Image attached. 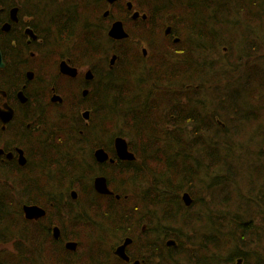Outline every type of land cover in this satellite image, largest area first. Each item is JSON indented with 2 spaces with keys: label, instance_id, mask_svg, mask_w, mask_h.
Returning a JSON list of instances; mask_svg holds the SVG:
<instances>
[{
  "label": "trees",
  "instance_id": "obj_1",
  "mask_svg": "<svg viewBox=\"0 0 264 264\" xmlns=\"http://www.w3.org/2000/svg\"><path fill=\"white\" fill-rule=\"evenodd\" d=\"M60 1L62 4L58 6L49 3L57 7L50 48L59 50L61 44L71 40L74 57L83 55L90 64L94 74L86 99L90 120L85 125L81 119L78 107L83 99L75 90L74 113L67 108L63 122L62 118L51 122L52 126L59 124L51 136L54 146H49L45 137L42 139L41 150L48 147L49 153L54 150L50 160L43 162L31 180L11 178L5 191H0V230L6 231L0 234L2 243L16 246L14 255L0 252V264H63L59 261L61 250L54 245L51 228L54 198L70 186L79 190L82 199L80 212L73 215L77 225L72 226H80V233L73 236L79 243L73 253L74 264L98 263L99 248L103 244L98 237L103 231L96 234V230L83 226L89 214L87 207L95 214L102 213L100 196L92 192V180L98 175L106 178L110 191L120 198L111 202L114 210L110 219H116L120 225L116 236L132 237L137 253L142 249L146 261L153 258L152 264H177L180 255L189 264H236L237 259L243 260V264H264V258L251 259L246 253L254 244V229L259 231L254 225L258 216L252 217L249 209L243 210L250 217L239 221L235 209L240 207L232 193L241 179L249 184V190L257 192L258 188L256 197L264 203V162L244 154L242 159L233 155L238 151L231 145L251 128V117L257 122L264 117V107L260 106L264 103V67L260 65L264 55L259 54L264 51V0H157L163 6H170V11H174L173 7L177 9V13L163 10L162 15L171 16L170 25L180 40L175 45L171 40H154L153 32H144L148 40L141 41L149 50L146 58L133 48V40L114 42L106 37L108 27H95L98 21L93 18L94 10L103 4L102 0ZM32 6L35 7L34 1ZM129 31L132 33V28ZM225 51V55L241 56V62L235 65L243 70L238 79L230 81L223 77L225 65L221 63L214 72L212 61L207 60L208 53ZM113 55L117 61L109 69ZM73 62L77 65L76 60ZM146 71L149 73L144 75ZM137 72L140 78L135 83ZM99 121L96 131L104 135L106 123L110 122L129 129V137L134 142L132 145L128 142V147L135 161L111 165L94 160V150L103 148L112 153V139L120 136L112 134L108 142L90 146L88 129L90 125L93 127L91 123ZM184 127L191 129L190 136L185 135ZM82 153L85 157L78 159ZM210 165L224 177L214 183V188H209V202L199 200L201 210H213L208 215L184 217L186 224L180 228L185 230L186 226L195 232L189 242L196 249L193 254H187L183 250L185 242L179 237L181 229L172 227L183 214L178 194L191 187L189 178L195 182L199 180V173L210 174L207 169ZM140 189L142 192L136 193ZM217 193L221 197L216 202ZM15 199L21 204L33 203L46 209L42 225L27 224L24 228L21 204L14 203ZM246 200L245 204L249 199ZM120 206L123 210L116 211ZM74 207H79L77 202ZM57 211L71 212L64 204ZM57 217L61 229H65L67 226L62 222L67 220ZM142 224L146 225L143 235L138 233ZM196 225L203 233H196ZM228 225L241 230L239 235H234V227L228 234ZM226 233L227 240L222 238ZM232 237H238L237 253L219 260L207 254L208 249L221 254L228 244L226 241L230 239L231 243ZM153 238L159 239V244L154 245ZM257 239H264V232L258 233ZM170 240L175 246L166 247ZM196 251L201 255L197 256Z\"/></svg>",
  "mask_w": 264,
  "mask_h": 264
},
{
  "label": "flooded vegetation",
  "instance_id": "obj_2",
  "mask_svg": "<svg viewBox=\"0 0 264 264\" xmlns=\"http://www.w3.org/2000/svg\"><path fill=\"white\" fill-rule=\"evenodd\" d=\"M33 1L35 7L32 6ZM154 1L118 0L110 4L106 0H102L103 4L94 10L93 18L98 21L95 27H108L106 37L114 42H120L108 35L111 27L120 22L128 35L121 41L133 40L132 46L135 50H138L134 45L135 42L139 41V44H142L141 40H148L145 39L144 32H153L156 35L154 40H171L175 45L178 44L180 38L177 37L170 25L171 16L162 15L163 10L164 13H177V9L173 7L171 9L174 11H170V6H163L159 4V1ZM49 3L57 6L62 4L60 0H0V191H5L11 178L19 177L31 180L32 176L43 166V162L50 160L54 150L49 154L45 152L46 150L42 151V139L45 136V141L49 146H54L51 136L55 129L52 128L51 122L56 117L59 120L62 118L63 122L67 108L71 114L74 113L73 109L77 103L73 98L75 90L81 95L83 99L81 102H84L83 104L80 102L79 107L77 106L79 109L81 108V119L85 125H88L90 120L86 99L89 95L90 82L94 80V74L83 55L78 54L77 59L74 57L73 41L68 40L61 44L62 47L59 50L53 49L55 47L50 48L54 37L52 28L57 7ZM71 25L72 23L68 27L70 28ZM129 28H132V33ZM61 33L66 32L62 31ZM140 53L146 58L149 52L143 49ZM112 58H115L113 64H111ZM73 60L77 61V65ZM116 61L117 57L113 55L108 64L109 69L113 68ZM62 68L65 71H68L67 69L75 70V75L72 77L64 73ZM88 73L92 75V78H87ZM84 105L85 108H82ZM84 113L88 114V119L83 117ZM82 135L83 133L80 131L79 136ZM112 148V153H108L103 148L99 149H103L108 154L109 160H113V163H109L115 165L120 160L116 156L114 147ZM20 161L24 163L21 164ZM99 176L101 175L96 177ZM92 192L98 194L93 183ZM56 195H59V192ZM98 195L100 196L98 201H101L102 204V213L87 214L83 226L96 230V234L103 231L98 237L102 243L103 233H105L104 236L110 234L109 241L115 237L117 240L107 246L101 244L99 262L96 264H145L146 255L142 254V249L137 253L138 250L132 237L116 236L120 233V225L116 219L113 221L110 219L113 218L112 211L114 209L111 202L118 201L119 196L112 191L110 195ZM80 196L79 190L70 186L60 196L54 198L56 205L51 236L53 237V229L57 228L59 237L58 239L53 237V239L56 248L61 250L59 261L63 264H74L73 253L78 249L79 243L74 240L73 234L66 231V228L61 229L57 217L59 216L62 220L66 219L67 222L64 221L62 224L70 227L74 223V214L71 212L67 215L59 213L57 208L60 204H64L73 210L76 202L81 207L79 205L82 200ZM13 201L21 204L17 199ZM24 206H37L43 209L45 211L43 218L47 214L46 209L37 204H21L23 227L26 228L27 224L42 225L43 218L38 220L25 218ZM11 215L8 216L11 217ZM14 225L16 227L17 223ZM145 232L146 225L142 224L138 233L143 235ZM126 239L131 240V243L124 249L127 260L117 254V249L124 244ZM2 242L3 239L0 236V245L3 244ZM70 243L76 244L75 251L68 249L67 245ZM4 245L13 244L6 243ZM165 246L170 247L167 246V243ZM0 252L4 251L0 250ZM237 261L238 259L236 264ZM146 262L152 264L153 258Z\"/></svg>",
  "mask_w": 264,
  "mask_h": 264
},
{
  "label": "rangeland",
  "instance_id": "obj_3",
  "mask_svg": "<svg viewBox=\"0 0 264 264\" xmlns=\"http://www.w3.org/2000/svg\"><path fill=\"white\" fill-rule=\"evenodd\" d=\"M137 44H139V41L135 42L134 45L140 52H142L143 49L148 50L146 44H144V43L139 44V45H137ZM112 47H116V46L113 45ZM226 53H227V51H225L223 53L221 52V54L208 53L209 57H207V60H208V62L212 61L214 72L217 71V69L219 67V63L225 65L223 70H222L223 71L222 75H223V77H227L230 81H232L233 79H238L242 75L243 70H241V68L239 69L238 67L235 66L236 64L238 65V63L241 62V56L238 57L235 54L225 55ZM259 54L264 55V51H260ZM253 60L255 61L256 59L253 58ZM149 63L150 62H148L146 64V66H145L146 69H148ZM260 65H262L264 67V61L263 62L261 61ZM244 68H246V67H244ZM147 73H149V71H146L144 75H146ZM139 78H140V76H139V73L137 72V75L134 79V82L136 83V79H139ZM260 106L264 107V103H261ZM260 119L261 120L259 122H257L254 117H251V119H249V123L251 124V125L249 124V126L251 128L246 130L245 134L240 139V140H242L243 138H246V140L243 139L241 142H240V140H236L235 143L231 144L233 147L236 148V151H238L233 155H239L241 157V159L244 157H247V156H251V157H254V158L259 159L260 161L264 162V117H263V115L261 116ZM56 120H58V117H56ZM94 120H95V118L93 117V121ZM91 124L93 127H91V125H90V127L88 129V132L90 130V134L88 133L89 134L88 142L90 140V142H89L90 146L94 145L95 143L101 144V143H104V141L108 142V140H110L109 138L112 134H115V135L119 134L120 135V136H115L112 139V146L113 147H114V139L116 137H121V138L125 139L127 144L129 142L130 145H132L134 142V140L130 139V137H129V134H130L129 129L127 127L126 128L122 127V124H118V125L114 126L113 122L106 123L107 126L104 129L106 132V135H104V133H102L100 131H98V132L96 131L97 130L96 127L98 126V128H99V126H100V121L98 122V124L97 123L95 124V122H93ZM104 124H105V122H104ZM58 127H59V124L57 122L52 127L55 129L54 132L57 131ZM186 128H188V129H186ZM183 129H185V130H183L185 135L188 134L189 132H191V129L189 127H184ZM190 134L191 133H189V136H190ZM86 137H87V134H86ZM96 139H101V140L96 141ZM42 151H43V149H42ZM45 152L49 153L50 148L48 147ZM260 152H261V154H259ZM242 154H244V157L241 156ZM85 155H86L85 153L79 154L78 159L84 158ZM213 168H215V167H213L212 165H210V169L207 168L210 171V174L199 173L198 174V178H199L198 181L194 182V179L189 178L188 180L191 182V187L188 189L185 188L184 190H181L180 193L178 194L179 195L178 199L181 202V207H182L181 211H183V214L180 213V214H182V216L180 217V221H178L175 224H172L173 230H175L176 228H180L183 224H186V222H185L186 219H184V217L185 218L196 217L197 214H202V213H206L208 215L213 210V209H211L210 211H208L207 209H205V212H204V209L201 210L200 206L198 205V203L201 202L199 200H201L202 198L205 199L207 202H209L208 201L209 198H207V195L209 193V188H214V183L217 180H219V178L223 179V177H224V175L222 174L221 171L217 172L216 168L215 169H213ZM236 181H238V180H236ZM92 183H93V180H92ZM237 183H239V184L237 185V188L232 190V193H234V197L237 198V200H238L237 204L240 207L239 209H235L236 213H237L238 220L240 221V220L249 219L250 215L249 214L246 215L243 212V210L249 209V213L251 214L252 217L258 216V219L257 218H256L257 220L255 219L256 221L254 222V225H255V227H257L259 229V231L254 229V235L252 236V242H254V244H252L250 246V249L247 250L246 253L251 259H257L258 257L264 258V239H259V240L257 239V234L258 233L261 234L264 232V221L262 220L264 218V203H262L261 200L256 197V195L258 194V188H257V192H254L252 190H249V184L247 182L246 183L242 182L240 179V181H238ZM141 189L139 191H137L136 193H141L142 192ZM184 193H188L192 199V203L189 207H186L182 201V197H183ZM222 196H224V198H225L226 195L223 194ZM220 197H221V194L219 196V193H217L216 199H215L216 202L220 199ZM247 198L249 200H248V203L245 204L247 201L246 200ZM262 200H264V197H262ZM240 203H242V204H240ZM121 205H123V204H121ZM73 208L75 210L74 209L70 210L72 214L78 213L81 210L80 207H73ZM11 210H13V209H11ZM86 210H87V213L94 214V211L92 209H90L89 207H87ZM120 210H123V206H120L119 209L116 208V211H120ZM125 210L128 211L129 209H125ZM61 213H63V212H61ZM63 214L67 215L66 213H63ZM261 214H263V215H261ZM61 220H62V218H61ZM238 220H236V221H238ZM5 224H6V222H5ZM75 225H77V224H75ZM75 225H74V227L73 226H70V227L67 226L66 231L68 233H70L71 235L72 234L75 235V234L80 233V229H79L80 226H78V227L76 226L77 227L76 228ZM233 227H234L233 225H228V227L226 228V232L228 234H231ZM184 228H185V230L183 229V227L180 228L182 231L181 232L182 236H179L185 242V247L183 250L187 254H193L196 247L190 245L189 240L194 239V236H195L194 233L195 232L191 228H187L186 226ZM198 229H199V226L196 225L194 228L196 233H203L201 231V229L199 231H198ZM240 231L241 230L236 229L234 227V235L235 236H238ZM1 232H6V231L0 230V234H1ZM227 233L222 237L225 240H227L229 238V235ZM104 234L105 233H103L104 239L102 238V240H103V244L105 246H107V244L109 245V244L113 243L114 240H117V238L115 237L114 239L111 238V240L109 241L110 234L108 233L106 236H104ZM199 237H201V236H199ZM237 238L238 237H232L231 243L229 242L230 239H229V241H226L228 244H226L222 248L221 254H219L218 251L211 252L210 249L207 250V254L211 253L212 259L219 260V258L224 259L230 254L237 253V244H236ZM15 248H16V246L14 244L13 245H4V244L0 245V250L7 252V254L14 255V253L16 251ZM196 254H197V256H200L201 252L196 251ZM174 261H176V258H174ZM170 264H173V263L170 262ZM177 264H189V262H187L183 256L179 255L177 257ZM234 264H235V262H234Z\"/></svg>",
  "mask_w": 264,
  "mask_h": 264
},
{
  "label": "water",
  "instance_id": "obj_4",
  "mask_svg": "<svg viewBox=\"0 0 264 264\" xmlns=\"http://www.w3.org/2000/svg\"><path fill=\"white\" fill-rule=\"evenodd\" d=\"M106 1L110 4H112L118 0H106ZM135 15H137V14H135ZM108 35L110 38L114 39L115 41H121V39H126L128 37V35L124 31L122 24L120 22L115 23L111 27ZM114 59L115 58H112L111 64H113ZM62 70H63V68H62ZM67 70L68 71H65V69H64L63 70L64 73H67L68 75H70L72 77L75 75V70H71V69H67ZM87 78L88 79L92 78V75L90 73H88ZM83 117L85 119H88V114L84 113ZM114 150H115L117 158L120 161L133 162L136 159L135 155L129 151L128 144H127L126 140L121 138V137H117L114 139ZM94 158L98 164H104L107 161H109L110 163H113V160H109L108 154L103 149L97 150L94 153ZM20 163L23 164L24 162L20 161ZM93 185H94L95 191L98 194H101V195H110L111 194V191L108 188L107 180L105 177H103V176L96 177L94 179ZM182 201L186 207H189L192 203V199L188 193L183 194ZM23 213H24V216L27 220H38V219L43 218L45 216V211L43 209L37 207V206H24L23 207ZM53 237L55 239H58V237H59V231L57 228L53 229ZM130 243H131V240L126 239L124 241V244L117 249V254L125 260H127V258L125 257L124 249ZM167 246H170V247L175 246V242L170 240L167 242ZM67 247L69 250L75 251L76 244L70 243L67 245ZM237 264H242V260L238 259Z\"/></svg>",
  "mask_w": 264,
  "mask_h": 264
},
{
  "label": "bare ground",
  "instance_id": "obj_5",
  "mask_svg": "<svg viewBox=\"0 0 264 264\" xmlns=\"http://www.w3.org/2000/svg\"><path fill=\"white\" fill-rule=\"evenodd\" d=\"M97 150H99V148L96 149V150H94L93 153H95ZM135 158H136V157H135ZM151 242H153L154 245H155V244H159V239L157 240L156 238H153V240H152Z\"/></svg>",
  "mask_w": 264,
  "mask_h": 264
}]
</instances>
